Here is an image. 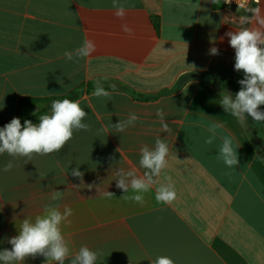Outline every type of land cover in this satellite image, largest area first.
Here are the masks:
<instances>
[{
    "label": "crops",
    "instance_id": "1",
    "mask_svg": "<svg viewBox=\"0 0 264 264\" xmlns=\"http://www.w3.org/2000/svg\"><path fill=\"white\" fill-rule=\"evenodd\" d=\"M120 3L134 38L121 31L112 0H0V125L15 116L21 96L64 95L96 80L111 93L98 98L93 90L78 99L91 128L74 132L60 152L31 161L0 154V250L11 249L8 238L24 219L69 206L71 223L61 225L62 233L73 255L82 245L102 253L97 264H151L158 256L175 264H264V158L248 123L219 105L226 94L220 79L243 78L224 34L253 27L251 9L264 18V0L249 5V23L241 27L225 21L223 0ZM86 38L95 41V53L67 60L64 53ZM212 47L220 54L211 55ZM158 109L170 134L161 131ZM130 113L139 117L135 126L116 132L111 124ZM213 122L224 128L208 145ZM220 134L239 146L234 169L216 158ZM157 136L169 145L168 167L139 204L123 197L135 194L131 188L116 187L117 172L143 176L140 148L153 147ZM10 160L15 167L3 172ZM77 167L84 173L79 190L71 188L80 184L71 175ZM167 177L177 196L161 204L155 189ZM90 184L114 196L98 195ZM24 264L47 261L28 257Z\"/></svg>",
    "mask_w": 264,
    "mask_h": 264
},
{
    "label": "clouds",
    "instance_id": "2",
    "mask_svg": "<svg viewBox=\"0 0 264 264\" xmlns=\"http://www.w3.org/2000/svg\"><path fill=\"white\" fill-rule=\"evenodd\" d=\"M114 15L122 23L121 31L128 37H135V29L127 22V9L120 0H112ZM256 16V23L253 27H243L240 30L228 31L224 35L228 37L229 45L235 50L234 70L243 72V78L238 81L240 90L233 94L226 92L221 95L219 105L223 110L235 117L241 124L247 122V117H251L254 123H264V18H261L259 9L250 10ZM241 24L249 23V18H240ZM224 37H220L223 42ZM96 51L94 40L85 39L80 47L74 52L64 53L67 60L84 59L92 56ZM211 55H219L216 47L210 49ZM191 83V81H190ZM113 89L115 86H112ZM95 97L109 98L111 93L106 91L100 80L95 81V88L92 93ZM88 113L80 106L78 100L56 99L52 101L51 113L39 117V123L31 120H24L23 124L19 118H12L11 121L0 128V154L7 153L15 158H26L31 161L33 155H50L60 152L64 146L73 138L74 132L89 131L91 125L85 123ZM160 117L161 131L171 133L172 129L164 120L162 110H157ZM139 117L135 113H130L125 120H119L111 127L116 132H124L129 127L135 126ZM194 126H200L198 123ZM221 123H210L207 132L210 134L205 138V144L211 145L218 137V130L223 129ZM102 131L105 129H101ZM221 144L218 148L217 159L229 168L234 169L239 164L235 138L230 134H220ZM116 151L120 152V148ZM169 145L166 139L157 136L153 147L144 145L140 148L139 166L144 169L143 176L137 175L135 170L125 172L120 169L117 172L119 179L116 187L128 193L129 188L135 193L132 196L124 195L126 199H131L136 203H144V194L158 183V178L162 171L168 167ZM111 159V158H110ZM15 167L12 160L8 161L2 171L9 172ZM230 174V173H229ZM71 175L80 180V184L71 185V188L79 190L83 183L84 173L79 167L71 171ZM168 183L160 184L155 189V200L161 204H171L177 196L175 186L171 177H167ZM89 189L96 188L98 195L105 198H112L114 193L102 191L98 185H87ZM73 215V210L65 206L63 211L56 208H49L46 214L37 215L33 219H24L21 223L18 234L8 238L11 249L0 250V264H24V261L31 257L43 256L48 262L53 264H64L70 256L71 264H97V260L102 255L98 250H91L82 245L73 255L70 243L66 240L61 230V225L71 223L69 219ZM151 264H175L174 260L168 256H158L151 260Z\"/></svg>",
    "mask_w": 264,
    "mask_h": 264
},
{
    "label": "trees",
    "instance_id": "3",
    "mask_svg": "<svg viewBox=\"0 0 264 264\" xmlns=\"http://www.w3.org/2000/svg\"><path fill=\"white\" fill-rule=\"evenodd\" d=\"M220 84L222 88L224 89V92H228L233 94V97L235 93H237L240 90V85L236 82H234L231 79H220ZM95 88L92 84H86V85H79L75 89L71 90L70 92L64 94V95H58V96H21L18 100L17 108H16V114L14 117L19 118L21 120V123L23 124L24 120H31L33 123H39V117L44 114H50L51 113V104L53 100L56 99H70V100H78L85 92L93 91ZM12 117V118H14ZM8 119L4 121L0 128H2L5 124L9 123L11 119ZM249 118L250 126L249 128L255 129L256 124L253 122L251 117ZM258 145V150L260 154L264 158V142L261 141V139L254 138ZM259 140V141H258ZM64 264H66L64 262Z\"/></svg>",
    "mask_w": 264,
    "mask_h": 264
},
{
    "label": "built area",
    "instance_id": "4",
    "mask_svg": "<svg viewBox=\"0 0 264 264\" xmlns=\"http://www.w3.org/2000/svg\"><path fill=\"white\" fill-rule=\"evenodd\" d=\"M260 0H223V9L226 12L225 21L234 26H244L240 18L250 4H258Z\"/></svg>",
    "mask_w": 264,
    "mask_h": 264
},
{
    "label": "rangeland",
    "instance_id": "5",
    "mask_svg": "<svg viewBox=\"0 0 264 264\" xmlns=\"http://www.w3.org/2000/svg\"><path fill=\"white\" fill-rule=\"evenodd\" d=\"M261 110H264V105L261 106ZM248 126H250L249 118L247 117ZM255 129L250 128V132L253 138L261 139L264 142V123H255ZM259 141V140H258Z\"/></svg>",
    "mask_w": 264,
    "mask_h": 264
}]
</instances>
